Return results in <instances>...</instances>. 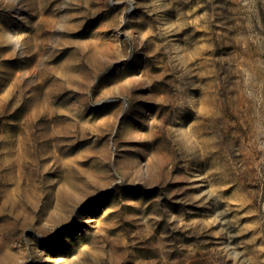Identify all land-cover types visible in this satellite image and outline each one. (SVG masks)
<instances>
[{"label":"rangeland","instance_id":"rangeland-1","mask_svg":"<svg viewBox=\"0 0 264 264\" xmlns=\"http://www.w3.org/2000/svg\"><path fill=\"white\" fill-rule=\"evenodd\" d=\"M0 264H264V0H0Z\"/></svg>","mask_w":264,"mask_h":264}]
</instances>
